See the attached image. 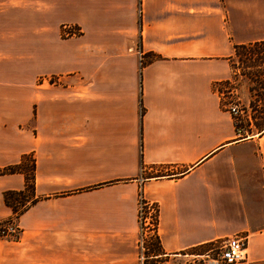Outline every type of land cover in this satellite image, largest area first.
Returning <instances> with one entry per match:
<instances>
[{"label":"crops","instance_id":"0c3cea01","mask_svg":"<svg viewBox=\"0 0 264 264\" xmlns=\"http://www.w3.org/2000/svg\"><path fill=\"white\" fill-rule=\"evenodd\" d=\"M263 41L264 0H0V169L33 154L39 198L0 264H138L140 194L160 258L239 237L264 264V127L216 89Z\"/></svg>","mask_w":264,"mask_h":264},{"label":"trees","instance_id":"16d2710c","mask_svg":"<svg viewBox=\"0 0 264 264\" xmlns=\"http://www.w3.org/2000/svg\"><path fill=\"white\" fill-rule=\"evenodd\" d=\"M234 58L237 59L238 63L245 67V69L249 68H257L261 70L260 72H254L252 78L246 77L250 79V81L254 84H257L259 87L264 88V41L257 42L254 44L248 45H239L233 47V55L230 58V67L234 76L233 70L234 67ZM231 92V91H229ZM262 103V102H261ZM262 104L260 105V107ZM255 121V120H252ZM258 131H260L264 127V119L262 124L251 123ZM259 127V129L257 128ZM236 129L237 126H236ZM20 174L24 178V186L20 191H5L2 193V200L8 209H10L12 216L18 220V218L26 212L31 206L35 205L39 198L35 195V159L32 154H24L22 155L16 163L7 165L0 169V176L5 175H13ZM155 221L157 224V209L155 215ZM1 238V237H0ZM208 244L199 246L205 248ZM209 246V245H208ZM197 248V247H196ZM194 249V248H193ZM162 255L161 247L159 244V240L155 235L150 238L147 242V251H146V260L150 259L152 262L149 264H158L162 261L159 256ZM157 257V258H156Z\"/></svg>","mask_w":264,"mask_h":264},{"label":"rangeland","instance_id":"374dc122","mask_svg":"<svg viewBox=\"0 0 264 264\" xmlns=\"http://www.w3.org/2000/svg\"><path fill=\"white\" fill-rule=\"evenodd\" d=\"M67 27L68 26L62 29V33L64 32V30H67ZM62 37L67 38L64 37L63 34ZM233 62L235 69L233 70L234 76H232L231 81L225 84L218 85L216 89L218 91L220 105L222 108L228 110L229 106L231 105L237 108L238 115L234 122L238 130L240 131V134L242 135L243 133H247L250 135L251 132L257 131V129L251 123L254 122L255 124H262L264 119V88H261L257 84L252 83L250 79H248V77L252 78L250 74L253 75L254 72H260L262 69H245V67H242L238 63L236 58H234ZM246 74L248 77H246ZM229 91H231L232 93ZM261 104L262 106L260 107ZM257 128L259 129V127ZM10 218L8 220H5L4 222H0V228L4 223L8 222ZM0 239L11 240L3 236H1ZM208 245L205 248L197 247L175 256L167 258L162 257L161 259H158L162 261L158 264H212V262H210L209 260L216 258L215 253H210L209 259L202 257L205 252L212 249V245L210 243ZM150 262H152V260L148 259L144 261V264H149Z\"/></svg>","mask_w":264,"mask_h":264},{"label":"built area","instance_id":"2783aa9c","mask_svg":"<svg viewBox=\"0 0 264 264\" xmlns=\"http://www.w3.org/2000/svg\"><path fill=\"white\" fill-rule=\"evenodd\" d=\"M62 33L64 37L78 35V30L73 27H67ZM50 81L54 82L52 78ZM234 120L237 118L238 111L235 106H229L227 110ZM156 206L146 202L141 194L138 199V264H144L146 260L147 242L155 235L156 231ZM20 231L17 227L16 219L12 216L10 220L4 223L0 228V237L16 240L19 238ZM212 249L205 252L202 257L209 259L210 253H215L216 258L209 260L212 264H238L245 262L247 255L244 251V240L239 237H234L224 241H215L210 243Z\"/></svg>","mask_w":264,"mask_h":264}]
</instances>
